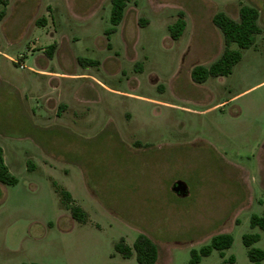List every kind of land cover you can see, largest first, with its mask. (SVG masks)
<instances>
[{
  "label": "rangeland",
  "instance_id": "rangeland-1",
  "mask_svg": "<svg viewBox=\"0 0 264 264\" xmlns=\"http://www.w3.org/2000/svg\"><path fill=\"white\" fill-rule=\"evenodd\" d=\"M5 1L0 148L17 184L0 183V264H138L116 245L140 234L156 264H189L221 234L232 246L199 264H253L243 236L264 253L251 227L264 219V0H131L117 26L111 0ZM241 6L259 12L254 46L230 75L194 83L224 50L213 16L238 21Z\"/></svg>",
  "mask_w": 264,
  "mask_h": 264
},
{
  "label": "trees",
  "instance_id": "trees-1",
  "mask_svg": "<svg viewBox=\"0 0 264 264\" xmlns=\"http://www.w3.org/2000/svg\"><path fill=\"white\" fill-rule=\"evenodd\" d=\"M131 0H111V22L113 26L119 25L123 19L127 3ZM5 0H0V5H4ZM0 13V17H1ZM259 12L254 7L241 6L239 10V19L235 21L224 13H216L212 18L213 25L221 32L224 40V50L221 56L212 63L208 68L196 66L191 71V78L194 83L202 84L209 77H226L232 73L233 67L241 60V50L249 49L254 46L255 37L261 33L257 25ZM186 23L182 15L176 23L170 27L171 39L177 40L183 33ZM236 45L238 50H232L231 46ZM0 183L3 185L13 186L17 180L13 177L5 165L3 151L0 148ZM65 200L69 196L64 194ZM71 216L83 222L85 219L83 211L76 206L70 207ZM259 226L264 230V219L258 217L251 218V227ZM259 241L258 235H244L243 243L248 249L247 254L253 264H261L264 260V253L259 249L252 248V245ZM233 239L229 234L214 236L211 244L202 248L199 253L191 252L189 264H199L202 257H207L212 250L223 251L232 246ZM116 251L124 258H129L134 253L138 264H156L158 259V248L156 244L146 235L140 234L132 249L125 246L122 242L116 245Z\"/></svg>",
  "mask_w": 264,
  "mask_h": 264
},
{
  "label": "water",
  "instance_id": "water-1",
  "mask_svg": "<svg viewBox=\"0 0 264 264\" xmlns=\"http://www.w3.org/2000/svg\"><path fill=\"white\" fill-rule=\"evenodd\" d=\"M171 191L178 196H187V187L184 182L177 181L173 184Z\"/></svg>",
  "mask_w": 264,
  "mask_h": 264
},
{
  "label": "built area",
  "instance_id": "built-area-1",
  "mask_svg": "<svg viewBox=\"0 0 264 264\" xmlns=\"http://www.w3.org/2000/svg\"><path fill=\"white\" fill-rule=\"evenodd\" d=\"M24 56L21 55L17 60H14L13 62L20 68L24 69V63H23Z\"/></svg>",
  "mask_w": 264,
  "mask_h": 264
},
{
  "label": "crops",
  "instance_id": "crops-1",
  "mask_svg": "<svg viewBox=\"0 0 264 264\" xmlns=\"http://www.w3.org/2000/svg\"><path fill=\"white\" fill-rule=\"evenodd\" d=\"M261 34V33H260ZM44 74H48V75H53V76H57V78H61V77H63V76H65V75H63V74H59V73H50V72H43ZM102 89H105V87H101ZM85 101H87L86 99H84Z\"/></svg>",
  "mask_w": 264,
  "mask_h": 264
}]
</instances>
